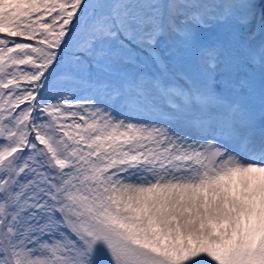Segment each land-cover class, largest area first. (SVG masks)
Instances as JSON below:
<instances>
[{"label": "snow or ice", "instance_id": "obj_1", "mask_svg": "<svg viewBox=\"0 0 264 264\" xmlns=\"http://www.w3.org/2000/svg\"><path fill=\"white\" fill-rule=\"evenodd\" d=\"M0 264H264V0H0Z\"/></svg>", "mask_w": 264, "mask_h": 264}]
</instances>
